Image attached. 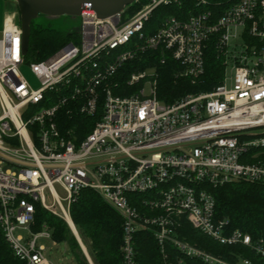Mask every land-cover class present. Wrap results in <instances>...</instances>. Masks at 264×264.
Listing matches in <instances>:
<instances>
[{
  "label": "built area",
  "instance_id": "2783aa9c",
  "mask_svg": "<svg viewBox=\"0 0 264 264\" xmlns=\"http://www.w3.org/2000/svg\"><path fill=\"white\" fill-rule=\"evenodd\" d=\"M195 2L197 12L169 13L150 25L155 10L182 0H145L129 17L126 8L107 18L86 2L79 30L71 34L79 42L70 40L38 61L23 52L19 11L6 14L0 33V228L15 256L53 264L39 243L52 231L47 225L33 229L36 205L58 206L73 226L71 205L91 188L123 219V264H139L140 231L153 234L165 258L171 244L207 264H229L183 239L184 222L264 257V235L255 239L218 219L213 192L235 182L264 185V0H237L218 19L205 0ZM211 42L225 67L211 90L160 100L158 71L147 73L157 67L149 65L128 77L134 92L117 93L119 70L151 50L178 62L177 77L197 85ZM27 61L38 88L21 71ZM76 111L97 117L83 137L65 129V115ZM239 264L254 262L244 257Z\"/></svg>",
  "mask_w": 264,
  "mask_h": 264
},
{
  "label": "trees",
  "instance_id": "16d2710c",
  "mask_svg": "<svg viewBox=\"0 0 264 264\" xmlns=\"http://www.w3.org/2000/svg\"><path fill=\"white\" fill-rule=\"evenodd\" d=\"M145 0H140L127 7L125 17L133 15ZM237 0H205V8L218 19ZM195 0H182V4L162 6L153 13L150 24L159 23L166 14L182 17L189 12H197ZM71 35L63 30L45 27L33 21L30 45L27 53L29 60L48 58L65 43ZM165 57V59H164ZM158 50H151L145 55L126 62L119 70L120 81L117 93L131 94L135 87L127 85V79L136 70L155 65L158 71V98L172 102L188 92L207 91L222 81L224 65L215 46L211 42L205 53V75L197 85L189 79L177 77L181 66L171 57H166ZM164 60V62H163ZM97 117L81 112L65 115V129L71 128L80 136H85L93 129ZM216 197V215L218 219L227 218L231 229L240 228L250 233L255 239L264 235V185L246 182L229 183L213 190ZM35 231L47 225L57 241H69L75 258L80 264H89L81 246L71 234L68 224L60 217L36 205ZM71 217L80 236L88 245L95 264H123L121 246L123 243V219L96 191L83 188L71 205ZM181 237L190 243L214 254L229 264H239L241 258H249L254 264H264V257L256 254L245 245H225L202 233L189 222H184L180 230ZM136 249L139 264H207L198 258L185 256L173 245H167V257L163 255L158 241L149 231L136 234ZM0 264H27L14 255L0 228Z\"/></svg>",
  "mask_w": 264,
  "mask_h": 264
},
{
  "label": "rangeland",
  "instance_id": "374dc122",
  "mask_svg": "<svg viewBox=\"0 0 264 264\" xmlns=\"http://www.w3.org/2000/svg\"><path fill=\"white\" fill-rule=\"evenodd\" d=\"M14 10H18V6L15 0H0V33L3 28L4 19L6 17V14L8 12H12ZM38 24H41L45 27H52L58 30H63L66 32H69L72 28L78 27L81 22V16H78L77 18L73 19L69 16H59V17H48L45 15H41L39 18L36 19ZM148 33V31H147ZM71 40H74L76 43L79 42V36H72ZM21 71L28 80V82L32 85L34 88H38L40 86V81L36 77V75L32 72L30 68V62L27 61L25 64L22 65ZM156 69H147L148 74H155ZM148 89L150 90V83H148ZM136 88V86H134ZM180 98V97H179ZM56 189L58 191V194L60 197H66V193L63 190V188L60 187V185H56ZM47 200L48 203L52 204L53 200L51 199L50 195L47 194ZM52 214L62 218L69 226L71 230V234L75 237V239L78 241L79 245L81 246V249L83 253L85 254L86 258L87 256L90 258L93 264L95 262L93 261V258L91 254L89 253L88 245L84 241V239L80 236V233L74 224L72 217L71 221L73 222V226H71L70 221L68 222L67 219L62 215L61 210L58 206H55L54 210L50 211ZM70 216H71V208H70ZM78 231V232H77ZM40 244H44L47 247V256L50 258V260L53 262V264H80L77 259L74 256V253L71 249V245L69 241H57L52 236L51 239L42 238L39 240ZM88 260V258H87ZM89 262V260H88Z\"/></svg>",
  "mask_w": 264,
  "mask_h": 264
},
{
  "label": "water",
  "instance_id": "95a60500",
  "mask_svg": "<svg viewBox=\"0 0 264 264\" xmlns=\"http://www.w3.org/2000/svg\"><path fill=\"white\" fill-rule=\"evenodd\" d=\"M20 14L23 31V52L26 54L30 45L31 27L33 21L41 15L48 17L69 16L73 19L81 16L82 4L91 2L94 11L101 18L111 17L123 12L128 6L138 0H15ZM80 26V24H79ZM78 27L72 28L71 35L78 32ZM88 258V256H87Z\"/></svg>",
  "mask_w": 264,
  "mask_h": 264
},
{
  "label": "bare ground",
  "instance_id": "6f19581e",
  "mask_svg": "<svg viewBox=\"0 0 264 264\" xmlns=\"http://www.w3.org/2000/svg\"><path fill=\"white\" fill-rule=\"evenodd\" d=\"M78 232V231H77Z\"/></svg>",
  "mask_w": 264,
  "mask_h": 264
}]
</instances>
